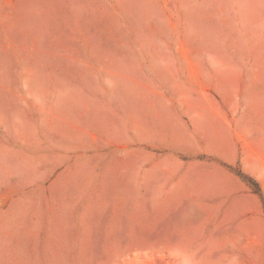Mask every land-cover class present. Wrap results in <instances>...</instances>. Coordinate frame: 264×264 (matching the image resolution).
<instances>
[{
	"label": "rangeland",
	"instance_id": "1",
	"mask_svg": "<svg viewBox=\"0 0 264 264\" xmlns=\"http://www.w3.org/2000/svg\"><path fill=\"white\" fill-rule=\"evenodd\" d=\"M0 264H264V0H0Z\"/></svg>",
	"mask_w": 264,
	"mask_h": 264
}]
</instances>
